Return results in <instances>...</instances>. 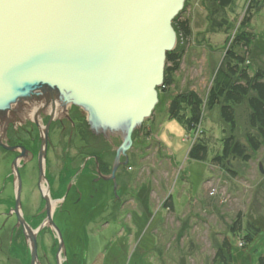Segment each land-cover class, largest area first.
I'll list each match as a JSON object with an SVG mask.
<instances>
[{
    "label": "rangeland",
    "instance_id": "1",
    "mask_svg": "<svg viewBox=\"0 0 264 264\" xmlns=\"http://www.w3.org/2000/svg\"><path fill=\"white\" fill-rule=\"evenodd\" d=\"M186 3L181 20L190 21L193 35L182 34V43L188 48L181 69L175 74L174 86L159 92L153 116L134 135V146L127 154L129 168L120 171L117 187L115 183H100L84 170L83 158L95 152L82 149L73 153L78 159L68 172L72 182L67 193L71 185L74 188L62 199L51 198L58 206L53 221L64 242V264H259L264 256V139L259 137L262 147L254 151L249 137H258L259 131L251 123L249 97L253 94L240 104L231 103L234 123L222 113L227 105L224 98L219 104L208 103L210 89L217 85L250 3L237 0L224 10L213 0ZM259 6L253 9L248 24L252 44L244 52L252 77L264 71V0ZM221 23L224 26L217 25ZM188 91L198 93L205 105L199 123L184 128L168 111L171 102ZM85 136L80 130L76 132L74 146L78 150L89 143ZM231 136L247 152L239 157L232 149L224 159L214 162L223 156L225 140ZM65 137L68 141V134ZM51 138L59 151L50 148L51 169L48 173L45 166L44 179L48 188L57 192V175L62 168L60 131L54 130ZM113 138L120 146L121 137ZM203 142L208 154L198 152L201 159H194L193 148ZM246 155L249 160L244 159ZM34 167L23 170L21 200L24 207L34 204L39 212L45 210L46 199L40 188V168L36 179ZM97 190L101 193H95ZM213 191L215 195H211ZM2 221L1 217L0 226ZM47 225L38 240V257L41 264H58L60 237ZM7 241L3 232L0 244L4 243L5 250L0 248V264H19V257L7 250Z\"/></svg>",
    "mask_w": 264,
    "mask_h": 264
},
{
    "label": "water",
    "instance_id": "2",
    "mask_svg": "<svg viewBox=\"0 0 264 264\" xmlns=\"http://www.w3.org/2000/svg\"><path fill=\"white\" fill-rule=\"evenodd\" d=\"M186 1L0 0V121L26 104L79 108L94 136L108 143L121 137L104 179L116 188L134 135L160 102L167 56L178 44L173 23ZM50 124L39 157L41 190ZM50 198L47 217L61 241L57 263L64 264ZM23 225L31 264H41L38 235L47 223L37 230Z\"/></svg>",
    "mask_w": 264,
    "mask_h": 264
},
{
    "label": "flooded vegetation",
    "instance_id": "3",
    "mask_svg": "<svg viewBox=\"0 0 264 264\" xmlns=\"http://www.w3.org/2000/svg\"><path fill=\"white\" fill-rule=\"evenodd\" d=\"M41 108L42 105L34 108V105L26 104L23 112L20 111V113L18 112L17 114H9L5 121H0V218L2 217L3 220V224L1 223L2 225L0 226V236L3 232L8 236L7 250L10 254H15L19 257L16 260L20 262L19 264H31L30 243L25 236V234L28 233L26 231L28 228L23 224H26L33 230H37V226L45 222L47 224L49 223L47 217L48 202L46 197L53 198V196L63 191L64 193L61 199L66 195L68 191L66 187L72 182L68 172L78 159V156L73 153L76 151L79 152L82 149L93 150L95 153L85 156L82 160L85 163L84 170H89L93 179H98L100 183H104L106 182L104 179L109 178L112 174V168L116 158V148L118 147V139L112 138V142L108 143L101 136L97 137L92 133L91 135L87 134L84 129V122H86L88 126L89 124L87 118L83 116L79 108L69 106L67 109H63L58 104L56 108L52 106L44 110H41ZM50 122L49 137L45 149L46 156L44 159V168L46 166L47 172L50 173L51 164L48 159L49 150L52 147L56 149L57 152L59 151L53 144L51 136L54 130H59L60 140L58 144L62 145V148L59 146L61 152L58 156L62 168L57 179L60 183V187L58 188L59 192H55L53 187H51V189L48 188L49 186L45 180L46 178H43L42 193L43 197L46 199V208L44 211L43 208L42 211L38 212L34 204L27 203L24 207L21 200L25 188L23 170L29 165H35L33 170L34 176L38 179L40 152L43 148V140L46 138L47 126ZM78 130H80V133L82 132L87 135L85 136L86 139L90 140L89 143H87L88 141L86 140L87 142H85V145L78 147L79 150L74 146V142H76L74 139ZM66 134H68V141H66ZM80 156L81 155H79V157ZM123 161H125V159H122V162ZM129 164L128 162L126 166H121L119 168L116 174L117 180L119 179L120 171L129 168ZM98 167L101 171V175L98 173ZM108 183L113 185L114 182L111 181ZM95 187L96 186H94V188ZM72 188H74V185H71L69 188V193L72 191ZM80 192L82 193L81 190ZM95 193L99 194L101 191L99 192V190H97ZM50 203L52 212H55L57 203H54V200H51ZM28 210L32 213H29ZM43 231L39 233L38 240ZM0 248L2 251L5 250L3 242H1ZM20 250L22 251V255L19 254Z\"/></svg>",
    "mask_w": 264,
    "mask_h": 264
},
{
    "label": "trees",
    "instance_id": "4",
    "mask_svg": "<svg viewBox=\"0 0 264 264\" xmlns=\"http://www.w3.org/2000/svg\"><path fill=\"white\" fill-rule=\"evenodd\" d=\"M213 2L217 8L224 10L236 4L237 0H213ZM249 3L246 16L241 22L240 27H238L231 48L226 54L220 76L216 79L220 83L217 81V85H214L210 89L208 103L210 105L219 104L220 99L224 98L227 105L222 107V113L229 123H234L231 103L240 104L243 99L253 94L249 97V105L252 109L251 123L254 128L258 129L259 133L258 137L250 135L249 143L254 151H258L262 147V141L259 137L264 139V71H258L255 76H251L249 71L250 64L248 65L249 60L246 57L245 49L250 48L252 44L253 36L248 28V24L252 18L253 9L260 7V0H249ZM184 11L179 14L173 23V27L178 35V44L176 49L167 56L165 82L159 92L165 91L164 87L174 86L175 74L181 69L188 48L182 43V34L188 37H192L193 35L190 21L181 20ZM217 25L224 26L222 23ZM204 105V101L198 93L188 91L178 95L171 102L168 112L171 118L181 122L184 128L193 127L199 123ZM89 133L91 134L90 131ZM232 149L233 153L239 157L247 152L246 147L240 145L235 140V137L231 136L225 140L223 156L214 158V162L224 159ZM198 152L202 153V156L208 154V147L205 146V142L195 146L191 152V156L194 159H201V155ZM243 157L245 160L250 159L248 155ZM250 236L252 237V234ZM249 237L247 240L251 242L252 240ZM259 264H264V256L260 258Z\"/></svg>",
    "mask_w": 264,
    "mask_h": 264
},
{
    "label": "crops",
    "instance_id": "5",
    "mask_svg": "<svg viewBox=\"0 0 264 264\" xmlns=\"http://www.w3.org/2000/svg\"><path fill=\"white\" fill-rule=\"evenodd\" d=\"M259 54H261V53H259ZM251 63H252V61H251ZM57 177H58V175H57ZM57 191V193L59 192V190H56ZM58 196V194L56 195V197L55 198H59V199H61V197H57ZM57 202H60V201H57ZM57 206V205H56ZM56 206H55V208H56ZM58 207V206H57ZM28 212L29 213H32V212H30V210H28ZM18 257V256H17Z\"/></svg>",
    "mask_w": 264,
    "mask_h": 264
},
{
    "label": "bare ground",
    "instance_id": "6",
    "mask_svg": "<svg viewBox=\"0 0 264 264\" xmlns=\"http://www.w3.org/2000/svg\"><path fill=\"white\" fill-rule=\"evenodd\" d=\"M164 85V84H163ZM162 88V87H161ZM161 88H159V89H161ZM158 92H159V90H158ZM160 100V99H159ZM35 105V104H34ZM38 106H41V105H38ZM51 202V201H50ZM52 208V207H51ZM64 259V258H63Z\"/></svg>",
    "mask_w": 264,
    "mask_h": 264
},
{
    "label": "built area",
    "instance_id": "7",
    "mask_svg": "<svg viewBox=\"0 0 264 264\" xmlns=\"http://www.w3.org/2000/svg\"><path fill=\"white\" fill-rule=\"evenodd\" d=\"M216 191H213L211 195H215Z\"/></svg>",
    "mask_w": 264,
    "mask_h": 264
}]
</instances>
